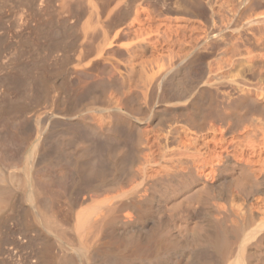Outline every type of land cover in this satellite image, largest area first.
Returning a JSON list of instances; mask_svg holds the SVG:
<instances>
[{"label":"bare ground","instance_id":"bare-ground-1","mask_svg":"<svg viewBox=\"0 0 264 264\" xmlns=\"http://www.w3.org/2000/svg\"><path fill=\"white\" fill-rule=\"evenodd\" d=\"M44 1L45 13L52 1L61 12L52 3L47 12L77 29L72 86L99 62L115 65L116 47L143 82L121 92V78L104 79L70 92L51 84L48 63L26 80L24 65L0 62V264H264V11L254 9L264 0ZM242 29L260 55L223 39ZM159 47L184 55L153 74L146 53ZM167 77L177 95L147 108ZM25 80L32 108L20 97ZM226 83L238 98L219 100ZM108 86L119 98L106 99Z\"/></svg>","mask_w":264,"mask_h":264},{"label":"rangeland","instance_id":"rangeland-1","mask_svg":"<svg viewBox=\"0 0 264 264\" xmlns=\"http://www.w3.org/2000/svg\"><path fill=\"white\" fill-rule=\"evenodd\" d=\"M21 1H22V3H21ZM27 1V0H26ZM26 1H24V0H0V40H1V45H0V62H2V61H4V59L5 58H7V59H5V60H11V61H17L16 63H17V65L16 64H14V63H12L11 61H5L7 64H8V66H11V64H13L12 66H11V70L14 68L15 70H17L18 68H20L18 65H24V69H23V66L21 67L22 69H21V72H22V74L24 73V71L26 70V73H27V75H25V73H24V75H22V77L24 78V77H26V80H27V77H28V72L29 71H33V67H35V66H37L38 68L37 69H39V67L41 68V66H38V64H40V63H42V65L43 64H47L46 66H48V67H45L44 65L42 66L43 68H44V70H46L45 72H46V74L49 76V73H51V72H48V70L49 71H51L50 69H52V73L53 74H55L53 77L55 78H52V76H50V80H52V85L53 84H55V87H59V88H61L62 86H64V85H66V87L64 88V87H62V89L64 90V89H66V91L68 90L69 91V89L71 88V89H73L72 87L75 85V86H83L84 84H86V83H88V82H90V81H100V80H104V79H106V81H108V82H114V81H118L120 78V82L118 81V83H120V86H119V90L121 91V92H125V91H127L128 89H129V86L132 84V82H134V80H136L135 82L136 83H139L138 85H141L140 84V82L142 81H138V80H140V79H138L139 77H137V76H139V73H141L140 71L141 70H143V69H141L139 66H136V65H130V64H128L127 65V67H126V64H125V58H126V54H125V52H124V50H122V48H120L119 47V49H118V47H116V50L114 49V51H117V50H120V51H117V52H115L116 54H114L113 53V55H110V57H112L111 59L109 58L108 59V61L110 60L111 62L110 63H114L115 62V65L114 64H108L109 66L108 67H106L107 69H105L104 68V66H101V62H99L98 64L100 65V67L98 68V64H95L94 65V67L92 68V70H90V73H89V75H91V72H93L92 73V76L90 77V76H85L84 77V75H81V74H78V76H79V78L78 77H76V79H74L75 78V76H77V73L75 74V73H73L74 72V58H75V55H76V52L77 51H75L77 48H78V43H79V39H77V38H79V36L77 35L78 33H77V29H76V27L74 26V24H71L70 23V20L69 21H67V20H63V13H62V15L60 14V16L59 15H57L56 13H57V11L59 10V9H57V7H54L55 5L52 3V1H51V3L53 4V8L52 7H50L52 4L50 3V5H48V7L50 8V12H51V10L52 9H56L55 11H53V12H55V16H54V13H48L47 11L49 10V8H48V10H45L46 11V13L44 12V10H42L40 7L41 6H43V8L45 9V7L47 6V5H43V4H41V3H43V1L44 0H28L27 2ZM30 1V2H29ZM32 1V2H31ZM35 1H36V4H35ZM53 1H55V0H53ZM231 1V0H230ZM234 1V0H233ZM236 1V0H235ZM235 1H234V3H235ZM20 2V3H19ZM34 2V3H33ZM39 2V3H38ZM24 3H25V5H24ZM44 3H47V2H45L44 1ZM232 4H233V2H231ZM32 4H34V5H32ZM38 5H40V6H38ZM256 5V6H255ZM24 6H26V7H24ZM232 6H234V4L232 5ZM263 6V7H262ZM21 7V8H20ZM23 7V8H22ZM31 7L33 8H35L34 9V11H33V9H31ZM37 7L38 8H40L41 10H42V12L40 13V17H39V15H34V13L33 12H35L36 10V13L37 14H39L38 13V10L39 9H37ZM254 7H256V8H254V9H257V10H255L256 12H262V11H264V5H263V3H259V4H254ZM46 8V9H47ZM52 8V9H51ZM232 10H233V13H234V9L232 8V7H230ZM22 9V10H21ZM27 10V12H26V10ZM18 10H20V11H23V12H26V13H21V15H20V17L22 16L23 18H21V20H20V18L18 17L19 16V14L17 15V13H19V12H17ZM29 10H32V12L31 11H29ZM40 10V11H41ZM231 11V10H230ZM30 12H31V14H30ZM45 13V15H44V13ZM59 13L61 12V11H58ZM35 13V14H36ZM58 13V14H59ZM233 13H231V14H233ZM26 15V17H25V15ZM29 14L31 15L30 17H29ZM34 16H33V15ZM47 14V15H46ZM49 14V15H48ZM51 14V15H50ZM24 15V16H23ZM228 15H230V14H226V19L227 20H231V15H230V17H228ZM27 16L29 17V21H28V19H27ZM43 16V17H42ZM46 16V17H45ZM18 17V18H17ZM33 17V18H32ZM58 17V18H57ZM32 18V19H31ZM55 18V19H54ZM62 18V19H61ZM17 19H18V23L16 22L17 21ZM35 19V20H34ZM45 19V20H44ZM25 22H24V21ZM28 22H27V21ZM38 20V21H37ZM58 20H59V22H58ZM22 23L23 22V24H21V25H24L23 27L21 26H19V24H20V22ZM44 21V22H43ZM49 21V22H48ZM27 22V23H26ZM33 22V23H32ZM51 22H53V23H51ZM39 23V24H38ZM44 23V26L45 25H47V26H41L42 24ZM58 23V24H57ZM21 28V29H23V30H21L18 26ZM29 25V26H28ZM50 25V26H49ZM74 27H73V26ZM65 26V27H64ZM26 27V28H25ZM44 27V28H43ZM50 28V30H49V28ZM26 30H25V29ZM40 28L42 29V31L44 30V32H42L41 33V30H40ZM48 28V29H47ZM67 29L69 32L68 33H66L67 31H65L64 30V33H62L63 32V29ZM69 28V29H68ZM52 29V30H51ZM60 29H62V30H60ZM46 30H47V32H46ZM60 30V31H59ZM10 31V32H9ZM72 31H74V36H77V37H74L73 35H72ZM245 29H242L241 31H240V33H241V36H240V33L238 34V32H230V31H227V33L228 32H230V34L228 33H226V35H228V36H226L225 34L223 35L224 36V38L223 39H225L226 40V42L228 43H230V44H234V45H236V46H239V48L241 49V51L242 52H244V53H246V54H254V55H260L261 53H262V51H259V50H257L255 47H254V45H253V39H250V38H252L251 37V35H250V33L246 30L245 32ZM70 32H72V33H70ZM77 34H76V33ZM243 32V33H242ZM5 33V34H4ZM69 33L71 34V35H69ZM245 33V34H244ZM76 34V35H75ZM236 34H237V36H236ZM30 35V36H29ZM229 35L231 36V37H229ZM10 36H13L12 38L10 37ZM15 36V37H14ZM235 36V37H234ZM242 37L243 39L241 40V38L240 37ZM16 37H17V39H16ZM72 37V38H71ZM234 37V38H233ZM237 37V38H236ZM246 37V38H245ZM5 38V39H4ZM7 38V39H6ZM4 39V40H3ZM222 39V37L220 38V39H218V41H220V43H221V45H223L222 43H225V42H223V39ZM38 42H37V41ZM42 40V41H41ZM45 40V41H44ZM224 40V41H225ZM238 40V41H237ZM47 41V42H46ZM58 43H57V42ZM76 41V42H75ZM78 41V42H77ZM213 42H214V40H212ZM222 41V42H221ZM244 41V42H243ZM37 42V43H36ZM212 42V43H213ZM34 43V44H33ZM122 43H126V41H122ZM215 44H216V42H214ZM220 43H218L217 42V45L218 44H220ZM47 44V45H46ZM53 44V45H52ZM214 44V45H215ZM226 44V43H225ZM211 45V47L212 48H214V47H216L217 45H215V46H212V44H210ZM209 45V46H210ZM220 45V47H223V46H225V45H223V46H221ZM244 45H245V47H244ZM2 46H3V49H2ZM4 46H5V48H4ZM59 46V47H58ZM243 46V47H242ZM60 48V50L58 51V48ZM77 47V48H76ZM218 47V46H217ZM219 47V48H220ZM249 47V48H248ZM6 48H7V50H6ZM76 48V49H75ZM161 47H159L157 50H153V51H148L146 54H148V55H146V57H148L147 59H149V60H151V66L152 67H150V69H153L152 71L153 72H150V73H153V74H155L154 72H156L155 71V69H157V68H159L160 66H158V65H161V64H163L161 67L163 68L164 67V69H165V67H166V69L170 66V63L173 65V63L175 64V63H177L178 61H180L181 60V57H179V59L177 60V56L176 55H178V56H180V53L181 54H183V50H181V51H179V52H174L173 54H175V56L173 55V54H171L170 55V53L168 52V55H167V51L165 50V52L163 51V48H161ZM9 49V50H8ZM53 49H54V51H53ZM55 49H57V51L55 50ZM68 49V50H67ZM2 50H3V52L5 53V50L8 52V55L5 53V55H4V53L2 52ZM22 50V51H21ZM48 50H52L53 52H55V54H56V56H55V60H54V54H51V51H50V53H49V51ZM72 50H74V51H72ZM247 50H248V52H247ZM251 50V51H250ZM24 51V52H23ZM46 51H48L47 53H46ZM67 51V52H66ZM162 51V52H161ZM202 51V50H201ZM201 51L199 50V53H201ZM252 51H254L253 53H252ZM21 52V53H20ZM52 52V53H53ZM57 52V53H56ZM74 52V53H73ZM45 53V54H44ZM59 53V55L57 56V54ZM17 54V55H16ZM47 54V55H46ZM52 56H51V55ZM121 54V55H120ZM124 54H125V58H124ZM7 55V56H6ZM11 55V56H10ZM68 55V56H67ZM72 55V56H71ZM116 55V56H115ZM184 55V54H183ZM183 55H182V57H183ZM253 55V56H254ZM5 56V57H4ZM67 56V57H66ZM71 56V57H70ZM174 56V57H173ZM251 56V55H250ZM2 57V58H1ZM8 57H11V58H9L8 59ZM35 57V58H34ZM45 57H49V59L48 58H45ZM57 57V58H56ZM73 57V60L71 59ZM109 57V56H108ZM145 57V58H146ZM172 58V60H170L171 58ZM176 57V58H175ZM24 58V59H23ZM26 58V59H25ZM28 58V59H27ZM37 58V59H36ZM114 58H116L117 60H115ZM124 58V60L125 61H123L122 59ZM158 58V59H157ZM174 58V59H173ZM199 57H196V58H194V60H196V59H198ZM17 59V60H16ZM33 59H35V60H33ZM48 59V60H47ZM50 59H52V60H54L53 62H52V60H50ZM121 59V60H120ZM20 60V61H19ZM43 60V61H42ZM49 60H50V62H49ZM113 60V61H112ZM170 60V61H169ZM201 59L199 58V60H196V61H194L193 63L196 65V67H197V65H198V67H199V64L201 63V61H200ZM203 60V59H202ZM23 61V62H22ZM32 61V62H31ZM117 61V62H116ZM120 61H122V62H120ZM155 63H154V62ZM174 61V62H173ZM177 61V62H176ZM188 61V60H187ZM187 61H185V59H184V62L182 61L181 62V64L183 63L184 65L185 64H187ZM20 64H19V63ZM33 62H35V63H33ZM40 62V63H39ZM55 62V63H54ZM70 62V63H69ZM127 62V61H126ZM173 62V63H172ZM186 62V63H185ZM198 62H200L199 64H198ZM257 62L258 63H261V61L259 60V59H257ZM10 63V64H9ZM32 63H33V65H32ZM152 63H153V65H152ZM116 64H118V65H116ZM124 64V65H123ZM149 64V63H148ZM148 64L146 65V68L144 69L145 71L148 69L147 67H148ZM154 64H158V65H156V67H154L155 65ZM182 64V65H183ZM41 65V64H40ZM59 65V66H58ZM130 65V66H129ZM26 66H27V68H26ZM28 66H29V69H28ZM33 66V67H32ZM96 66V67H95ZM118 68H117V67ZM129 66V67H128ZM158 66V67H157ZM31 67V68H30ZM59 67V68H58ZM74 67V68H73ZM113 67H116V68H113ZM131 67V68H130ZM134 67H136V69L134 68ZM137 67H139V68H137ZM36 68V67H35ZM47 68V69H46ZM48 68H50V69H48ZM70 68V69H69ZM72 68H73V70H72ZM95 68V69H94ZM113 68V69H112ZM128 68H130V69H128ZM162 68H161V70H162ZM13 69V70H14ZM28 69V70H27ZM112 69V70H111ZM115 69V70H114ZM125 71H124V70ZM128 69V70H127ZM160 69V68H159ZM14 70V71H15ZM24 70V71H23ZM36 70V69H35ZM69 70V71H68ZM125 72H123V71ZM60 71V72H59ZM72 71V72H71ZM115 71V72H114ZM121 71V72H120ZM127 71V72H126ZM133 71V73L131 74L132 75V77L130 78V76H128V74L129 73H131ZM149 71L150 70H148L147 71V74L149 73ZM195 71H196V73H195V75L196 76H198V74H199V68H195ZM20 72V71H19ZM70 72H71V74H70ZM129 72V73H128ZM121 73H124V74H121ZM128 73V74H127ZM72 74H74V75H72ZM138 74V75H137ZM153 74H152V76H153ZM249 73L247 72L246 73V77H248V76H250L249 77V79L251 78V75H248ZM51 75V74H50ZM72 75V76H71ZM130 75V74H129ZM135 76V78H134V76ZM137 75V76H136ZM141 75H142V73H141ZM102 76V77H101ZM104 76V77H103ZM149 76V75H148ZM22 77H20L21 78V80H24ZM70 77H74L73 78V80H75L76 81V84H75V82L73 83L74 85L72 86V83H70L68 80L69 79H71ZM106 77V78H105ZM118 79H117V78ZM141 77V76H140ZM142 77H144V76H142ZM146 77V76H145ZM144 77V78H145ZM151 77V75L149 76V77H147V78H149V79H151L150 78ZM188 78V74L185 72L184 74H181V78H182V83H187V81L189 82V80L187 79ZM19 78V79H20ZM52 78V79H51ZM78 78V79H77ZM123 78V79H122ZM147 78H146V80H147ZM68 79V80H67ZM127 79V80H126ZM143 79V78H142ZM187 79V80H186ZM26 80L24 81V82H21V84L19 85L20 86V89H21V92H20V97H24L23 98V100L26 102V105L27 104H29V105H31V107L29 106V105H27V107H30V108H32V106L33 105H35L36 104V99H33V98H31V97H26L25 96V92H24V83L26 82ZM56 81V82H53V81ZM68 81V82H66V83H68V84H65V82L64 81ZM73 80H70L71 82L73 81ZM124 80V81H123ZM133 80V81H132ZM61 82V87L59 86L60 85V82ZM127 81V82H126ZM19 82V83H20ZM63 82V83H62ZM84 82H86V83H84ZM123 82H125V83H127L126 84V87L128 86V88H126L125 89V87H123L125 84H123L122 85V83ZM131 82V83H130ZM143 82V81H142ZM141 82V83H142ZM23 83V84H22ZM59 83V84H58ZM84 83V84H83ZM23 85V86H22ZM132 85H134L135 86V83H133ZM132 85L130 86V88H132ZM224 85V86H223ZM227 86V83L226 84H222V86L221 87H219V91H220V94H219V100H226V99H230V97H231V99H236V98H238V96L240 95H238V92L239 91H236L235 89H232V88H234V86H231V85H229L228 84V86ZM67 86H68V88H69V86H70V88L68 89L67 88ZM133 86V88H137V87H134ZM164 87L162 88V92L163 93H159L158 92V97L156 96V93H154L153 91V93H152V95H154L155 97L153 98L152 97V95H150V94H147L146 95V97L150 100H148L147 98V100L145 101L144 100V98H145V96H144V98L143 99H141V101L143 102V100H144V102H143V104L144 105H146V103L145 102H148L147 103V108H148V106H150L151 107V105L155 102V101H157V100H155L156 98L158 99L162 94H164V96L162 95V97H165V98H173V97H175L176 95H177V89H175V88H173V86L171 85V83L169 82V78L167 77L166 79H165V81H164V85H163ZM232 88H231V87ZM54 87V86H53ZM75 88L76 87H74V91H76L78 88H80V87H78L76 90H75ZM226 88H227V90H226ZM54 88H51L50 89V91H52ZM71 89H70V92H72L71 91ZM108 89H109V91H113L112 93L111 92H108ZM138 89L139 88H137L136 90L138 91ZM231 89V90H230ZM131 90V89H130ZM171 90V91H170ZM225 90H226V92H225ZM230 90V91H229ZM234 90V91H233ZM115 91V89H113L111 86H108L107 88H106V94H112V95H107V98L106 99H108V97L109 96H112L113 97V99L115 98L116 99V96L119 98V92L117 93L116 91V93L114 92ZM132 91V90H131ZM133 91H134V89H133ZM151 92V91H150ZM149 92V93H150ZM156 92V91H155ZM161 92V91H160ZM165 92V93H164ZM224 92L226 93V95L224 94ZM167 93V97L165 96V94ZM169 93V94H168ZM176 93V94H175ZM230 93V94H229ZM114 94H116V95H114ZM227 94H228V96H227ZM232 94V95H231ZM24 95V96H23ZM115 97H114V96ZM148 95H150V97H148ZM238 95V96H237ZM234 96H236V97H234ZM234 97V98H233ZM161 98V97H160ZM159 98V99H160ZM151 99L153 100V101H151ZM159 99H158V102H161V100L159 101ZM162 99V98H161ZM20 100V102L21 101H23V100H21V98L19 99ZM18 100V101H19ZM23 101V102H24ZM24 102V103H25ZM150 102V103H149ZM151 102H152V104H151ZM157 102V103H158ZM40 111H44L45 109V107H44V105L41 103V101H40ZM43 105V106H42ZM123 105H124V107H123ZM244 106V105H243ZM242 106V107H243ZM43 107V108H42ZM149 107V108H150ZM246 107V105L241 109V107L239 108V109H241V111H246V112H258V109H256V108H252V107H248L247 106V108H245ZM122 108H123V110H122ZM29 109V108H28ZM122 111H124L125 112V104L124 103H122V105H121V108H120ZM246 109V110H245ZM127 112V111H126ZM136 112H139V111H136Z\"/></svg>","mask_w":264,"mask_h":264},{"label":"water","instance_id":"water-1","mask_svg":"<svg viewBox=\"0 0 264 264\" xmlns=\"http://www.w3.org/2000/svg\"><path fill=\"white\" fill-rule=\"evenodd\" d=\"M125 108H126V110H129V109L127 108V106H126Z\"/></svg>","mask_w":264,"mask_h":264}]
</instances>
